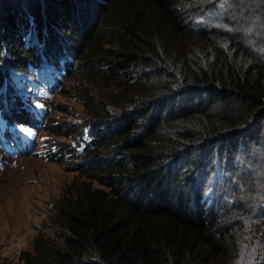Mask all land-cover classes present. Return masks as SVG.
Returning a JSON list of instances; mask_svg holds the SVG:
<instances>
[{"label": "trees", "instance_id": "1", "mask_svg": "<svg viewBox=\"0 0 264 264\" xmlns=\"http://www.w3.org/2000/svg\"><path fill=\"white\" fill-rule=\"evenodd\" d=\"M200 2L0 0V111L8 123L35 125L17 93L34 105L37 89L48 95L59 85L61 92L76 75L147 80L145 99L123 90L132 110L113 123L108 101L96 111L95 132L110 134L90 151L116 144L114 162H95L92 179L101 185L84 187L58 211L64 246L40 234L24 264H235L238 238L231 228L216 233L218 207L230 205L245 215L237 235L255 243L254 262L264 264V0ZM244 17L255 25L238 33ZM167 122L173 139L165 142L159 135ZM74 129L47 126L57 137ZM55 146L66 152L65 142ZM211 176L221 200L211 186V198L205 195Z\"/></svg>", "mask_w": 264, "mask_h": 264}, {"label": "rangeland", "instance_id": "2", "mask_svg": "<svg viewBox=\"0 0 264 264\" xmlns=\"http://www.w3.org/2000/svg\"><path fill=\"white\" fill-rule=\"evenodd\" d=\"M204 1L201 0L198 5L203 4ZM218 17L227 18L222 16L219 11ZM244 18L247 23L241 31L237 26L235 31L238 33L255 25L249 17ZM236 32L235 35H237ZM222 39L223 36L215 37L214 41L221 42ZM174 56L179 57L180 55L177 53ZM84 61L85 58L80 59V63ZM117 74L119 75L118 81L93 74H91L90 80H83L78 75L71 77L65 88L48 104L51 108L48 126L58 124V122H71L75 129L68 130V135L65 137L50 134L47 132V128L42 130L39 135L41 148L37 150V153L7 160L5 167L0 170V264H24L22 255L24 253L33 254L35 239L39 238L40 234L51 239V242L58 247L64 246L63 239L68 235V232L61 229L57 223L59 221L58 211L63 204L72 199L84 187L89 185L99 187L101 185V180L92 179V175H95L93 168L88 167L83 172L76 169L82 157L87 154L85 148L91 140V122L99 119L97 117L100 116V113L96 111L100 112L106 101L109 102L107 109L110 115L109 119H115L123 112L131 111V103L128 104V107L124 104L126 99L129 100L122 95L125 93L124 89L132 95L135 94V98L138 100L146 97L144 87L147 80L143 75L140 76L138 83H130L125 80L123 73L117 72ZM147 74L151 81H156L159 76L151 72H147ZM124 83L126 84L123 85ZM80 91L84 93L80 94ZM86 94L90 95L89 99L81 100ZM91 96L95 97L93 104L90 101V99L92 100ZM194 122L197 126L205 128L204 119H194ZM170 126L168 122L161 126L160 131L162 132L159 135L162 137L161 141L167 142L173 139L168 137ZM56 142H65L66 147L73 146L76 156H69L68 149L66 154L61 155L60 159L62 160L50 158L51 154L57 152L54 149ZM163 148L164 146L161 145L159 150ZM39 152L43 155L40 156ZM100 152L104 157L113 155L111 146L103 147ZM87 158H89V154ZM129 172L131 173L132 170ZM240 173L244 174L243 171ZM106 177L108 176H105L104 182L111 183V179ZM125 183L127 188L131 187L133 179H127ZM138 192H140L139 188L135 194ZM119 194L123 198L126 196V191L122 190ZM142 195L145 194L142 193ZM237 208L238 205L232 209L231 213L222 209L223 215L219 219L220 228L216 233H222L224 229L231 228V234L234 235V238H238L242 250L249 251L255 248V243L244 241L237 235L236 229L241 230L238 221L245 216L242 215L238 218L236 216ZM227 219H230L232 224L228 225ZM238 260L239 257L235 259V264ZM230 263L233 264V260ZM217 264H229V262L219 261ZM238 264L242 263L238 262Z\"/></svg>", "mask_w": 264, "mask_h": 264}, {"label": "clouds", "instance_id": "3", "mask_svg": "<svg viewBox=\"0 0 264 264\" xmlns=\"http://www.w3.org/2000/svg\"><path fill=\"white\" fill-rule=\"evenodd\" d=\"M206 15L208 16V14H206ZM214 17H215V14H211V18H214ZM200 19L203 20V21H205L208 18L205 17V16H201ZM95 121L96 120H94V121L91 122L90 128H93L94 129V136H95L96 140L93 141L92 143H90L91 145L88 144L89 146L86 148L87 149V154L85 155V157H82L81 162L76 167V169H78V170H80L79 168H81V167H83L85 169L88 168V167L94 168L95 167V162H97V161L99 163H102V164H103V162H106V161H113L114 162L113 158H114V154H115L116 151H114L113 147H115L116 144H113V146H111L112 153H113V155L111 157H104L103 155H101V152L100 151L97 152V153L90 151L91 146L94 143H97L98 142L99 135L110 134V132H108L107 129H100L99 132H95L96 131L95 128L96 129H99V126L96 124ZM110 121H111V123H113L115 121V119H111ZM88 154H89V158H87V155ZM116 158H118V156ZM52 159H54V158L52 157ZM55 160H57V159H55ZM212 178H213V176L209 177V179L206 180V184H205V188H204L205 195L207 197L211 198V192H214V194L212 195L213 198H215L216 200H221L222 199L221 198V195L218 194L215 191V187L213 186V183H212ZM210 180H211V183L209 184V181ZM210 186H211V190H212L211 192H210ZM233 208L234 207L232 205H230L229 207H227L226 209H223V210L224 211H228V212L231 213V211H232ZM218 210L221 213L222 209L218 207ZM238 257H239L238 262H241L242 264H255V262H254L255 253H254V250L253 249H251L249 251H246V250H242V248L240 247V249H239L236 257L234 258V261ZM238 262H237V264H238Z\"/></svg>", "mask_w": 264, "mask_h": 264}, {"label": "snow or ice", "instance_id": "4", "mask_svg": "<svg viewBox=\"0 0 264 264\" xmlns=\"http://www.w3.org/2000/svg\"><path fill=\"white\" fill-rule=\"evenodd\" d=\"M25 132H28L29 130L27 128L23 129Z\"/></svg>", "mask_w": 264, "mask_h": 264}, {"label": "bare ground", "instance_id": "5", "mask_svg": "<svg viewBox=\"0 0 264 264\" xmlns=\"http://www.w3.org/2000/svg\"><path fill=\"white\" fill-rule=\"evenodd\" d=\"M89 6V5H88ZM86 7V6H85ZM87 9V8H86ZM81 10V9H80ZM84 12V11H83Z\"/></svg>", "mask_w": 264, "mask_h": 264}]
</instances>
